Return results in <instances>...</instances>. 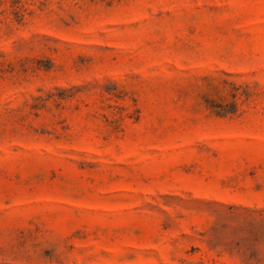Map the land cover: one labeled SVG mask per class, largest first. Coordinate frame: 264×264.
Wrapping results in <instances>:
<instances>
[{
  "label": "rangeland",
  "instance_id": "rangeland-1",
  "mask_svg": "<svg viewBox=\"0 0 264 264\" xmlns=\"http://www.w3.org/2000/svg\"><path fill=\"white\" fill-rule=\"evenodd\" d=\"M0 264H264V0H0Z\"/></svg>",
  "mask_w": 264,
  "mask_h": 264
}]
</instances>
